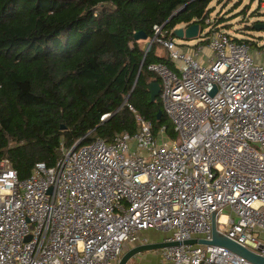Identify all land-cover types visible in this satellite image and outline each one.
<instances>
[{
  "label": "built area",
  "instance_id": "1",
  "mask_svg": "<svg viewBox=\"0 0 264 264\" xmlns=\"http://www.w3.org/2000/svg\"><path fill=\"white\" fill-rule=\"evenodd\" d=\"M152 28L172 66L147 67L176 136L136 114L133 133L78 139L22 179L1 158L0 264H118L126 242L151 241L148 228L178 241L158 249L160 264H257L184 242L211 239L213 216L220 234L264 254V44L218 29L189 48Z\"/></svg>",
  "mask_w": 264,
  "mask_h": 264
},
{
  "label": "trees",
  "instance_id": "2",
  "mask_svg": "<svg viewBox=\"0 0 264 264\" xmlns=\"http://www.w3.org/2000/svg\"><path fill=\"white\" fill-rule=\"evenodd\" d=\"M210 2L0 0V159L7 157L22 179L36 162L52 164L62 146L78 139L109 142L122 131L133 133L136 114L151 122L154 134L164 125L174 138L160 95L152 101L147 89L149 79L159 80L147 65L172 62L155 52L157 42L145 52L134 33L151 37L157 23L168 35L196 22L198 36L208 26L200 40L206 43L210 32L228 26L210 16Z\"/></svg>",
  "mask_w": 264,
  "mask_h": 264
},
{
  "label": "rangeland",
  "instance_id": "3",
  "mask_svg": "<svg viewBox=\"0 0 264 264\" xmlns=\"http://www.w3.org/2000/svg\"><path fill=\"white\" fill-rule=\"evenodd\" d=\"M209 7H212L210 12L212 18L216 16L223 17L222 24H228V26H224L228 33L239 38H253L258 42V45L264 44V29L244 26L246 24L250 25L254 20H264V6L260 5V0H211ZM238 28L240 29L237 30ZM207 30L208 26L204 28L201 36L193 38L175 37V40L180 46L186 45L190 48L202 39ZM161 50H163L162 47ZM206 50L203 52L205 53ZM162 53H165V51H162ZM141 235L148 240H159L165 235V231L148 228L142 230ZM260 237L264 240V232L261 233ZM125 244L130 245L131 243L126 242ZM126 264H160L158 249L138 252L129 257Z\"/></svg>",
  "mask_w": 264,
  "mask_h": 264
},
{
  "label": "water",
  "instance_id": "4",
  "mask_svg": "<svg viewBox=\"0 0 264 264\" xmlns=\"http://www.w3.org/2000/svg\"><path fill=\"white\" fill-rule=\"evenodd\" d=\"M263 27L264 23L255 24V27ZM172 34L175 37H185V38H193L198 36L199 34V24L192 23L188 25H178L172 29ZM135 38H145L147 35L142 31L138 30L134 33ZM152 45V37L145 41V44L142 46L144 51H148ZM161 83L156 77H152L148 80L147 89L150 93L151 100H155V98L160 93ZM162 115V111L159 110L157 112V116L160 117ZM76 145V144H75ZM184 242L192 243V242H199V243H212V244H220L228 247L229 249L245 256L249 260L257 263V264H264V254L251 250L250 248L234 241L233 239L229 238L226 235L220 234L217 231L215 217H212V238L207 240L204 238H196L192 237L186 239ZM178 243V241H161V240H151L147 242H140L133 245H125L124 252L122 253L118 264H126L129 257L132 255L141 252L143 250H151V249H159L163 246Z\"/></svg>",
  "mask_w": 264,
  "mask_h": 264
},
{
  "label": "crops",
  "instance_id": "5",
  "mask_svg": "<svg viewBox=\"0 0 264 264\" xmlns=\"http://www.w3.org/2000/svg\"><path fill=\"white\" fill-rule=\"evenodd\" d=\"M151 37H146V39L145 38H137V39H139V43H140V45H141V47L145 44V41L147 40V39H150ZM160 45H157L156 46V48H155V52L157 53V54H161V55H163V54H167V52H166V50L165 49H163V50H161V47H159ZM205 49H207L206 51H205V53H209V54H211V50L208 48V47H205L204 48V50ZM162 51H165V53H162Z\"/></svg>",
  "mask_w": 264,
  "mask_h": 264
}]
</instances>
